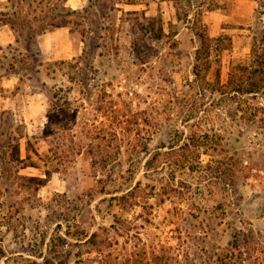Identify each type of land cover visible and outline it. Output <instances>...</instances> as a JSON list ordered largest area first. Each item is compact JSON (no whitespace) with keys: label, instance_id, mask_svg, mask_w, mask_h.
Listing matches in <instances>:
<instances>
[{"label":"rangeland","instance_id":"rangeland-1","mask_svg":"<svg viewBox=\"0 0 264 264\" xmlns=\"http://www.w3.org/2000/svg\"><path fill=\"white\" fill-rule=\"evenodd\" d=\"M46 1L79 12L30 50L0 23V113L24 133L0 192V264H130L132 248L139 264H232L241 228L243 258L264 261L261 1L206 10L200 28L222 37L210 49L173 0Z\"/></svg>","mask_w":264,"mask_h":264},{"label":"trees","instance_id":"trees-1","mask_svg":"<svg viewBox=\"0 0 264 264\" xmlns=\"http://www.w3.org/2000/svg\"><path fill=\"white\" fill-rule=\"evenodd\" d=\"M175 3V7L177 9V17L179 20L192 21L197 25L196 35L201 40L202 46H207V48H211L213 43H219L222 40V37H212L205 31L202 27V16L206 10H214L215 8L220 6V0H173ZM261 1L260 6L261 9L257 8V12L259 9V14L262 16L261 20H263L264 15V0ZM8 2H13L11 8L8 11H0V23L8 24L15 32L17 37V43H24L27 50L31 49V43L36 39L38 35L45 34L46 32L52 30L55 27L66 26L71 23L70 16L79 12L78 10L68 7L66 5H62V11L59 12L58 6H55L54 11L49 1L44 2V0H8ZM50 6V7H47ZM10 7V6H9ZM57 10V11H55ZM25 15H24V14ZM61 14V15H60ZM30 17V18H29ZM199 26V28H198ZM262 42L264 44V32L262 36ZM256 45V42L253 44V48ZM29 57L32 60L40 61L39 54L30 51ZM230 80L227 84L222 85H230L234 91L241 94H251L257 91V83H251L248 85L246 82H235ZM256 89V90H255ZM226 90L223 91L224 95ZM7 114V115H6ZM10 115V117L8 116ZM8 124V125H7ZM20 128L16 125L13 114L10 111H2L0 113V133L1 135L7 136V140L4 141L0 138V192H3L5 188L4 181L8 180V172L9 170H5L6 163L10 165L17 164L16 171H19L23 165H20L24 162V158H22L20 154V140L24 137V133L19 130ZM31 140H29V149L31 147ZM35 152L38 154L37 149ZM2 167V168H1ZM118 222V220H117ZM234 237L237 238V243L235 247L229 249V252L233 255L235 254L237 258L232 262V264H258L256 261L252 262L248 258H243V254H247V251L244 250L243 243L249 239V233H247L244 229H238ZM117 243H111V248ZM137 247V245H136ZM144 248L143 251L137 250L136 248H132V250L128 249L127 258L130 264H139V255L142 253H147ZM237 251V254H236ZM0 253L2 256H5V249L3 247L0 248ZM114 252H109V258L106 261V264H114L115 260L120 258L119 254ZM242 258V261L239 262L238 257ZM159 258L160 255H157ZM229 254H224L223 258L221 256L218 257L217 261L222 262L223 264H228L226 259H229ZM262 259V258H261ZM142 264V263H141ZM260 264H264V261L261 260Z\"/></svg>","mask_w":264,"mask_h":264},{"label":"crops","instance_id":"crops-1","mask_svg":"<svg viewBox=\"0 0 264 264\" xmlns=\"http://www.w3.org/2000/svg\"><path fill=\"white\" fill-rule=\"evenodd\" d=\"M255 10V8L253 9V11ZM252 16V14H249L248 15V17H251ZM2 25H5V26H7V27H9V29H10V31L13 33V36H14V40L15 41H17V37H16V34H15V32H14V30L8 25V24H2ZM59 28V27H58ZM57 28V29H58ZM8 43H10V42H8ZM6 109H8V108H6ZM6 109H4V110H2V111H5ZM13 110V109H12ZM11 110V111H12ZM28 149H29V147H28ZM30 150V149H29ZM28 157H30V156H28Z\"/></svg>","mask_w":264,"mask_h":264}]
</instances>
